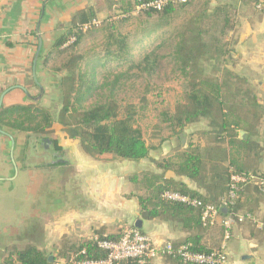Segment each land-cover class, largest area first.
Segmentation results:
<instances>
[{
  "label": "trees",
  "instance_id": "16d2710c",
  "mask_svg": "<svg viewBox=\"0 0 264 264\" xmlns=\"http://www.w3.org/2000/svg\"><path fill=\"white\" fill-rule=\"evenodd\" d=\"M251 3L255 8V3ZM136 6L137 0L112 2L107 9L108 17L88 30H84V26L98 21L97 12L90 8L75 16L71 27L54 46L59 54L68 53L69 56L60 69H55L57 73L65 74L56 85L62 89L60 110L53 116L49 110L35 104L2 107L0 129L12 136L19 132L44 137L58 124L68 140L79 141L83 151L96 160L140 162L149 158L151 147L138 124L135 108L128 107L121 112L115 100L114 91L124 74L118 75L110 84L106 102L89 106V102L106 85L97 81L99 65L83 67L86 58L75 52V48L88 32H104L100 65L118 63L122 66L131 62L135 47L145 39L168 31L170 36L163 39L158 48L168 46L170 54L160 56L156 50L152 51L139 63H133L129 70L137 68L150 76L156 72L160 59H170L184 79L186 89L184 101L176 111L162 115L165 127L159 131L169 135L161 137L160 143L181 137L188 128L206 123L208 129L199 132L201 137L207 138L204 141L206 146L202 147L201 142L189 143L187 149L179 151L173 158H163L156 163L161 173L143 172L132 175L129 181L137 187L141 220L159 219L174 225L188 234L184 242L173 243L174 246L187 244L191 252L210 253L223 241V226L218 223L205 226L200 209L165 200L163 195L175 192L198 199L205 205L221 207V216L225 217L230 212L238 213L240 200L250 186L261 192L264 173L259 174L256 168L249 170L246 165L238 164L236 159L240 155L252 157L253 162L258 159L259 145L254 138L259 135V125L264 116V106L256 89L234 70L236 65L231 58L236 42L228 39L238 26V8L228 0H190L162 11L136 12ZM191 7L194 11L169 32L176 20ZM132 20L135 30L122 33L121 27ZM100 25L103 27L97 29ZM73 37L75 41L65 46ZM239 131L246 132L247 138L239 140ZM54 144L58 151H62L58 141L55 140ZM168 171L197 183L207 195L191 190L183 181L166 179ZM232 175L253 180L240 185L235 204L225 207L222 201L228 197ZM123 232L119 229L106 235L104 230H99L92 238L64 239L54 258L47 251L29 244L22 250L13 249L3 262L58 264L62 261L63 264H74V261H102L108 258L109 253L98 246V241L119 242ZM165 261L184 264L180 259L165 258ZM118 264L139 262L127 260Z\"/></svg>",
  "mask_w": 264,
  "mask_h": 264
},
{
  "label": "crops",
  "instance_id": "0c3cea01",
  "mask_svg": "<svg viewBox=\"0 0 264 264\" xmlns=\"http://www.w3.org/2000/svg\"><path fill=\"white\" fill-rule=\"evenodd\" d=\"M118 1L125 0H0V98L11 89L4 96L1 108L26 105L31 100L33 92L30 87L37 85L33 78L29 79L28 72L32 69L33 75L39 38L43 47L37 59L36 75L42 81L50 52L71 27L75 16L93 8L98 22H102L108 17L107 9L111 3ZM228 1L238 8V26L229 37L230 41L236 42L231 54L236 65L234 70L249 80L264 106V12H258L251 2ZM19 87L27 89L29 95ZM199 126L202 127L195 130L191 127L192 137L187 138L193 139L190 143L201 142L205 147L199 132L206 131L207 127L206 124ZM240 132L238 139H246L248 134L245 132L241 138ZM21 134L16 132L13 137ZM258 134L254 138L259 145L258 159L253 162L252 157L245 155L236 159L241 166L246 165L249 170L256 168L261 174L264 173V116ZM184 138L175 137L158 145L147 141L151 147L149 158L131 162L96 160L83 151L79 141L68 140L64 133L56 134V141L62 149L61 159L57 165L45 168L46 175L42 172L24 184L28 198L21 219H14V211L1 206L0 245L15 241L27 232L31 241L40 242L31 245L47 251L54 258L64 239L92 238L99 230L110 235L119 229H134L138 221L142 222L141 231L159 245L184 242L188 234L174 225L159 219L141 220L137 187L129 181L135 174L161 173L156 163L187 149L189 144ZM66 152L69 153L67 159L64 158ZM165 176L166 179L183 181L191 190L207 195L205 189L187 178L177 177L171 171ZM10 194L7 197L13 201L14 195ZM238 214L251 218L233 227L227 243L228 264H264V192L250 186L240 200ZM29 217L31 222L27 221ZM151 264L173 263L160 259Z\"/></svg>",
  "mask_w": 264,
  "mask_h": 264
},
{
  "label": "rangeland",
  "instance_id": "374dc122",
  "mask_svg": "<svg viewBox=\"0 0 264 264\" xmlns=\"http://www.w3.org/2000/svg\"><path fill=\"white\" fill-rule=\"evenodd\" d=\"M193 11L194 8L191 7L186 13L181 15V17H179L170 27L169 32H172L174 28L180 26L183 20L186 19ZM102 27L103 26L100 25L97 29H101ZM133 30H135L133 20L124 24L120 29L122 33H127ZM167 32L164 35L161 34V32H158L153 34L150 38L145 39L142 43L135 47L132 57L130 58L131 62L122 66H119L118 63H108L106 66L100 65V58L103 57L101 47L105 40L104 32H96L94 34L93 32H88L82 39L80 45L75 48V52L85 56L86 58L83 67L87 64H89L88 67H91L94 64L99 65L97 67V81L100 85H106L105 88L89 102V106L96 103L106 102L110 95V84L118 75L124 74L123 77L120 78L114 91L115 100L120 106L121 112H125L128 107L135 108V111L137 112L138 124L144 133L145 139L151 145H158L161 142V137L166 138L169 135L165 131H159V128L165 127L162 124V120L164 119L162 115L165 113L173 114L176 111L177 106L180 103H183L186 83L180 72L175 69L170 59H160L156 72L150 76L137 68L129 70V67L133 63H139L145 55L155 50L157 55L160 56L170 54L171 49L168 46L164 48L161 47L160 49L158 48L161 41L170 36ZM228 41L230 40L228 39ZM68 57V53L59 54L57 50L52 49L45 67L46 75L43 74L45 79L42 81L38 80L44 88V94L39 101L35 100L39 97L40 90L38 86H31L30 90L33 92L32 97L26 105L35 104L41 108L49 110L53 116L56 115L61 108L62 93V89L56 87V85L59 83V79L65 74L64 72L57 73L55 69H60ZM28 73H30L29 79H32V69H30ZM29 82V84L32 83L30 80ZM197 127L200 129L202 126H192L193 129ZM190 129L191 127L185 130L183 135V137H185L184 139L187 140V144L193 140H188L189 138H187V136L192 137ZM58 133H63L62 127L55 124L50 133L42 138L55 141L56 134ZM13 138L16 145L14 150V160L17 166V173L13 168L11 161V141L7 137L0 136V179L9 180L0 181V201L3 197L0 208L1 206H7L9 209L14 211L13 218L20 220L21 213L26 209L24 205L26 204L25 201L28 198V196L25 195L26 187H24V184H28L31 181V177L35 175L42 172H44L43 175L47 174L45 163L50 162L52 159L49 157L46 150L52 148L53 146L48 145L49 147L46 149L45 144L42 145L40 143L39 137L25 134H21L18 135V137ZM201 139L203 141H205V139L207 140L205 137H201ZM195 140H197L196 137ZM68 156V152L64 153V158L67 159ZM8 187L13 188L8 190ZM11 192L14 196L10 194ZM8 194L13 196L16 200L13 199L12 201L11 198L7 197ZM27 221H30V217ZM28 227L30 229L32 224ZM34 243L40 244V242L37 243L36 241H31V236L29 233L25 232L23 235L18 236L15 241L5 243L4 246L0 245V264H4V259L13 249L22 250L27 245ZM58 264H63V262Z\"/></svg>",
  "mask_w": 264,
  "mask_h": 264
},
{
  "label": "built area",
  "instance_id": "2783aa9c",
  "mask_svg": "<svg viewBox=\"0 0 264 264\" xmlns=\"http://www.w3.org/2000/svg\"><path fill=\"white\" fill-rule=\"evenodd\" d=\"M190 0H137L136 12L156 10L162 11L168 6L182 5ZM255 3V9L261 12L264 9V0H243ZM100 22L94 21L85 25L84 30L92 26H98ZM75 38H70L65 46L71 45ZM253 178L248 179L241 175H232L229 184L228 197L223 199L222 205L227 207L235 204L239 187L248 184ZM264 192V184H260ZM165 200L178 202L189 207L200 209L202 222L206 225L220 223L224 228V238L220 247L210 253H194L190 251V245L184 244L179 247L172 242H165L161 245L155 243L148 235L142 234L138 229H128L123 232L119 242L98 241V246L109 253L108 258L102 261H82L74 264H118L122 261L137 260L139 264H146L149 261L163 260L165 258L180 259L184 264H228L227 243L231 238L233 227L242 224L250 219V215H243L230 212L227 216H221V207L211 204H203L200 200L184 196L175 192H166L163 195ZM75 259V257H73Z\"/></svg>",
  "mask_w": 264,
  "mask_h": 264
},
{
  "label": "water",
  "instance_id": "95a60500",
  "mask_svg": "<svg viewBox=\"0 0 264 264\" xmlns=\"http://www.w3.org/2000/svg\"><path fill=\"white\" fill-rule=\"evenodd\" d=\"M43 47V41L41 38H39V43H38V49H37V52H36V55H35V59H34V67H33V79H34V82L35 84L38 86L39 90H40V95L39 97H37L35 100L39 101L43 94H44V88L41 86V84L39 83L38 79H37V75H36V64H37V59L39 57V54L41 52V49ZM20 89H22L26 94H28V91L27 89H25L24 87H19ZM11 89H8L7 91H5L2 95H1V98H0V108L2 106V103H3V98L4 96L10 91ZM29 95V94H28ZM0 134L2 135H5L7 137H9L10 141H11V148H10V154H11V161H12V164L14 165L15 167V171L17 173V166H16V163H15V160H14V149H15V140L13 138V136L7 134L5 131L1 130L0 129ZM240 137H244L245 135V132L241 131L240 133ZM2 180V179H0ZM142 227V222L141 221H138L136 223V228L138 229H141ZM50 260H52V258H50Z\"/></svg>",
  "mask_w": 264,
  "mask_h": 264
},
{
  "label": "flooded vegetation",
  "instance_id": "af4514ba",
  "mask_svg": "<svg viewBox=\"0 0 264 264\" xmlns=\"http://www.w3.org/2000/svg\"><path fill=\"white\" fill-rule=\"evenodd\" d=\"M10 135V134H9ZM5 136V135H4ZM9 138V137H8ZM40 138V143L42 144V145H44L45 144V148L47 149L49 146H53L52 148H50V149H48V150H46V152H47V154L49 155V157H51V161L50 162H48V163H45L46 164V166H45V168H49V167H51V166H54L53 164H55V165H57L56 163H58L59 161H60V159H61V153H62V151H58L57 150V147L55 146V144H54V141H50L49 139H47V138H42V137H39ZM49 145V146H48ZM16 146V145H15ZM59 147V146H58ZM16 148V147H15ZM15 150V149H14ZM56 160V161H55ZM13 168L15 169V167H14V165H13ZM4 179H2V181H3Z\"/></svg>",
  "mask_w": 264,
  "mask_h": 264
}]
</instances>
